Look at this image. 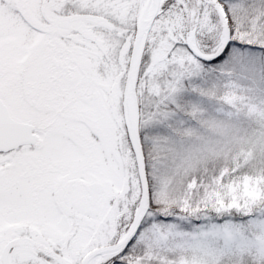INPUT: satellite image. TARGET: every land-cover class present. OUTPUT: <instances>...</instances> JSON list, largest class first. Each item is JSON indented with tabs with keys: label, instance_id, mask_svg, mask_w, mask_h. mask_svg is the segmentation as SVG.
Listing matches in <instances>:
<instances>
[{
	"label": "snow or ice",
	"instance_id": "1",
	"mask_svg": "<svg viewBox=\"0 0 264 264\" xmlns=\"http://www.w3.org/2000/svg\"><path fill=\"white\" fill-rule=\"evenodd\" d=\"M0 264H264V0H0Z\"/></svg>",
	"mask_w": 264,
	"mask_h": 264
}]
</instances>
